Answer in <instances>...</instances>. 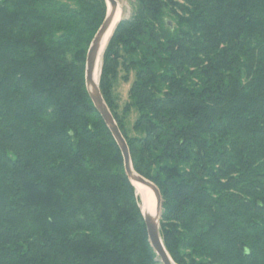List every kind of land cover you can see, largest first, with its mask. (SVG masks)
I'll return each mask as SVG.
<instances>
[{"label":"trees","instance_id":"trees-1","mask_svg":"<svg viewBox=\"0 0 264 264\" xmlns=\"http://www.w3.org/2000/svg\"><path fill=\"white\" fill-rule=\"evenodd\" d=\"M130 8L98 86L133 170L160 192L166 252L174 264H264V0ZM106 12L105 0H0V264H159L85 90ZM119 68L134 74L123 119Z\"/></svg>","mask_w":264,"mask_h":264},{"label":"water","instance_id":"water-1","mask_svg":"<svg viewBox=\"0 0 264 264\" xmlns=\"http://www.w3.org/2000/svg\"><path fill=\"white\" fill-rule=\"evenodd\" d=\"M105 2L107 6L106 16L101 26L99 27L98 31L94 35L89 45V48L87 50L86 57H85V65H84L85 90H86L88 98L91 101L94 109L99 114L100 118L102 119L106 128L110 132L113 140L115 141L120 151V154L123 160L124 172L129 182L131 183L133 187H134V184H140L144 187L149 188L153 192L155 200H156V207H157V213H158L157 218H154L148 214H144L141 211L146 233H147L148 242H149V245L152 251L156 255L157 261L160 264H172L173 262L163 246L160 233H159V221H160L161 206H162V199L160 196V192L153 183L146 180L142 176L138 175L133 170L127 143L125 139L123 138L111 112L109 111L107 105L105 104L102 98V95L100 93L99 86H98L99 84L95 85L93 82V76H94V72L96 71L98 62H101L104 51L107 47V44L110 38L113 35L114 30L116 29L117 25L122 21L121 19L115 24L114 29L110 37L108 38L104 49L102 50V44H103L104 38L110 31L111 27L114 25L115 18H116V11L118 8L117 0H105Z\"/></svg>","mask_w":264,"mask_h":264},{"label":"rangeland","instance_id":"rangeland-1","mask_svg":"<svg viewBox=\"0 0 264 264\" xmlns=\"http://www.w3.org/2000/svg\"><path fill=\"white\" fill-rule=\"evenodd\" d=\"M117 1L119 2V5L121 6L123 10L122 17L124 19L129 18L131 15V8H130L131 0H117ZM125 77H127V80H124ZM133 80H134V74L132 72L127 74L123 68H119L118 78L116 82L114 83L112 94L115 99V105L117 106L116 113L121 119H123L121 117L122 112H123L124 106L126 105L128 101L129 90H130L131 84L133 83ZM135 119H136L135 112H131L130 114L126 115L124 119L125 128L127 131H129L130 135H132L133 133L131 131V128L133 126Z\"/></svg>","mask_w":264,"mask_h":264},{"label":"bare ground","instance_id":"bare-ground-1","mask_svg":"<svg viewBox=\"0 0 264 264\" xmlns=\"http://www.w3.org/2000/svg\"><path fill=\"white\" fill-rule=\"evenodd\" d=\"M122 14H123V10L118 2L115 22H114V25L111 27L110 31L108 32V34L106 35V37L104 38V41L102 44V50L104 49L106 42L114 29L115 24L119 20L122 19ZM100 68H101V62H98L96 71L94 72V76H93V82L95 85H98ZM134 188H135L136 196L138 197L139 202H140L139 206H140L141 211L144 214H148L154 218H157L158 213H157V207H156V200H155L153 192L149 188L144 187L140 184H134Z\"/></svg>","mask_w":264,"mask_h":264}]
</instances>
